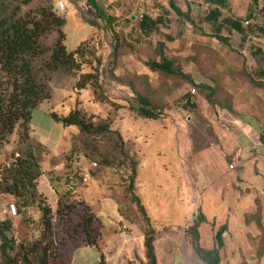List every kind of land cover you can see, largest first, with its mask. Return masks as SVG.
I'll list each match as a JSON object with an SVG mask.
<instances>
[{"label":"trees","instance_id":"16d2710c","mask_svg":"<svg viewBox=\"0 0 264 264\" xmlns=\"http://www.w3.org/2000/svg\"><path fill=\"white\" fill-rule=\"evenodd\" d=\"M85 1L96 20L113 35L116 18L106 12L103 0ZM167 2L182 22L195 26L189 10L182 12L175 0ZM204 2L213 7L205 19L217 24L220 10L229 7L228 0ZM223 21L234 31H240L239 22ZM64 24L65 19L58 15L52 0H0V156L3 148L11 144L12 137L17 139L11 160L0 166V197L13 202L16 215L23 219L30 231V236L15 246V241L6 235L5 224L0 223V264H70L72 254L79 248L98 247L101 223L88 203L78 195L85 182L81 160L91 167L88 175L107 176L110 180L105 185L119 190L128 204L136 209L143 225L147 264H156L153 222L136 195L139 160L133 145L123 138L118 128H114L115 122L109 115L86 116L74 109L57 116L47 109L57 122L76 130L70 138V148L61 156L59 173L42 168L36 147L29 139L33 110L51 98L49 84L52 74L78 78L73 87L77 93L89 87L100 89L97 74H78L93 54V49L89 42H83L75 50L67 51ZM88 25L95 28L97 22L90 21ZM50 38V44H44ZM215 38L228 45L227 38L219 35ZM164 48V43L157 44L159 61L147 62L146 67L164 78L180 80L208 91L211 97L213 90L203 85L196 86L175 62L164 56ZM130 87L137 105L134 115L140 120L160 121L162 110L150 99L149 93H137ZM186 104L193 107L188 98ZM191 146L194 153L201 151ZM45 178L53 184V198L39 190V182ZM58 185L62 186L61 189ZM250 219L256 222L258 216L247 217L246 223ZM205 222L199 213L186 233L191 238L194 253L203 264H221L224 227L215 230L213 247L204 249L199 227ZM210 228L214 231L215 225L211 223Z\"/></svg>","mask_w":264,"mask_h":264},{"label":"rangeland","instance_id":"374dc122","mask_svg":"<svg viewBox=\"0 0 264 264\" xmlns=\"http://www.w3.org/2000/svg\"><path fill=\"white\" fill-rule=\"evenodd\" d=\"M58 3L69 5L65 12H58L65 19L63 32L67 51L75 50L83 42H89L93 49V54L78 74H97L100 89L89 87L77 93L73 87L78 78L54 73L49 84L51 101L44 106L60 113L78 109L86 116L109 115L115 122V128L121 126L128 115L137 112L132 86L137 93L148 92L150 99L162 110L160 121H150L162 123L156 125L157 131L175 127L179 145L192 144L201 150L220 147L224 154L233 147V141L229 142L230 137L225 139L222 136L221 114L264 119L262 0H229L228 9L220 10L217 24L205 19L213 7L204 0H175L182 12L190 11L196 27L182 22L170 9L167 0H103L106 12L116 18L113 35L96 20L85 0H52L54 9ZM223 20L239 22L240 31L233 32ZM90 21L97 22V27H90ZM216 35L227 38L228 45L220 43ZM50 42L51 38L44 44L49 45ZM160 42L165 44L164 56L175 62L196 86L212 89L211 97L208 91L180 80L164 78L146 67L147 62L159 61L156 48ZM98 61L100 65L97 66ZM187 98L193 107L186 104ZM16 140L13 136L11 144L6 146V161L10 159L9 153L14 150ZM159 143L164 144L163 141ZM152 144L144 160L143 172L146 174L150 164H163L166 169H172L170 157ZM35 150L42 163L41 151ZM159 151L160 154L157 153ZM58 160L61 161L60 158L51 161L57 163ZM210 161L217 163L218 159ZM82 162L81 167H86L83 173L88 175L91 167L86 161ZM221 162L227 166L224 160ZM104 178L108 183L110 179ZM39 184L40 191L46 193L43 180ZM9 205L14 204L8 201L6 210L10 212ZM256 216L258 220L253 222L250 219L251 222L233 240L236 247L240 246L235 249L242 255L239 264H264V222L261 223L259 213ZM18 218L19 231L15 232V239L10 235L15 246L30 236L29 226L20 216ZM206 234L204 232L203 237Z\"/></svg>","mask_w":264,"mask_h":264},{"label":"crops","instance_id":"0c3cea01","mask_svg":"<svg viewBox=\"0 0 264 264\" xmlns=\"http://www.w3.org/2000/svg\"><path fill=\"white\" fill-rule=\"evenodd\" d=\"M50 101L51 98L48 103ZM47 109L57 116L70 111L56 112L44 104L34 109L29 139L41 151L42 168L59 173L61 161L53 163L51 160L61 159L70 148V138L76 130L57 122ZM220 121L223 138L230 137L229 142L233 141V147L226 154L221 153L220 147L194 153L191 144L179 145L177 128L169 127L160 132L156 125L162 123L140 120L135 115H128L121 126H116L123 138L133 145L139 160L136 195L153 222L156 264H203L186 233L199 213L206 220L199 227L204 249L213 247L215 230L224 227L221 264L241 263L242 255L235 250L240 246L236 247L233 240L247 225V217L259 213L261 223L264 222V119L221 114ZM162 141L164 144L159 143ZM151 142L170 157L173 170L166 169L163 164H150L146 174L143 172ZM7 151L3 148L0 166L6 162L4 153ZM213 158L218 162H211ZM84 176L85 182L78 195L88 203L102 227L98 247L79 248L72 254L70 264H147L144 230L136 209L119 190L105 185V178ZM43 183L45 194L53 198V184L46 178ZM8 201L0 197V223L5 224L7 237L12 235L15 239L19 218L6 210ZM211 223L215 225L214 231ZM204 232L207 234L203 237Z\"/></svg>","mask_w":264,"mask_h":264},{"label":"built area","instance_id":"2783aa9c","mask_svg":"<svg viewBox=\"0 0 264 264\" xmlns=\"http://www.w3.org/2000/svg\"><path fill=\"white\" fill-rule=\"evenodd\" d=\"M68 8H69V5L66 6L63 3H58L57 6H56V9H57L58 12H65ZM247 24H248V22L246 23V25ZM193 92L194 91L192 90V93ZM9 160H11V159H9ZM9 160L7 162H9ZM6 165L8 166V164H6ZM229 168L230 169H233V166H229ZM9 209H10V212L12 213V215H15L16 214L15 207L13 205H11L9 207Z\"/></svg>","mask_w":264,"mask_h":264}]
</instances>
